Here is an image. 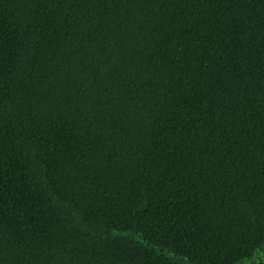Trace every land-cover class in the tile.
<instances>
[{"label": "trees", "instance_id": "16d2710c", "mask_svg": "<svg viewBox=\"0 0 264 264\" xmlns=\"http://www.w3.org/2000/svg\"><path fill=\"white\" fill-rule=\"evenodd\" d=\"M0 264H264V0H0Z\"/></svg>", "mask_w": 264, "mask_h": 264}]
</instances>
